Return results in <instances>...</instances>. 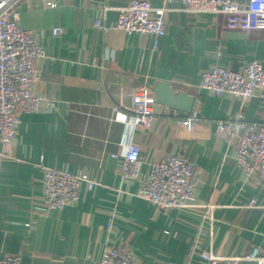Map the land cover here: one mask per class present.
<instances>
[{
    "label": "crops",
    "instance_id": "crops-1",
    "mask_svg": "<svg viewBox=\"0 0 264 264\" xmlns=\"http://www.w3.org/2000/svg\"><path fill=\"white\" fill-rule=\"evenodd\" d=\"M130 1L20 3V26L37 33L45 51L34 86L43 103L39 113L21 115L10 154L0 158V257L98 264L106 247L127 245L143 264H203L201 252H264V183L245 177L225 134L216 133V122L232 117L239 101L200 88L202 74L214 67L241 71L253 60L264 67V32L227 28L221 16H187L175 2L163 15L164 37L127 35L116 28V9ZM97 20L109 29L96 27ZM55 28L61 34L53 35ZM160 83L193 96L192 112L158 104ZM138 105L156 114L149 131L132 123ZM244 115L264 122V100L246 103ZM192 116L198 121L187 120ZM129 143L141 153L136 180L121 173ZM171 154L196 166L192 207L161 210L137 196L152 164ZM44 168L84 172L99 185L84 187L72 206L45 211ZM207 205L214 207L211 220Z\"/></svg>",
    "mask_w": 264,
    "mask_h": 264
},
{
    "label": "built area",
    "instance_id": "built-area-1",
    "mask_svg": "<svg viewBox=\"0 0 264 264\" xmlns=\"http://www.w3.org/2000/svg\"><path fill=\"white\" fill-rule=\"evenodd\" d=\"M24 0H0V158L10 154L21 123L22 114L41 111L43 99L34 92L41 78L36 61L45 55L37 33L19 24V6ZM52 7L54 0H42ZM163 6L154 8L150 0H131L117 8L116 28L127 35L140 34L162 38L167 33L164 13L178 2L181 11L190 17L203 14L221 16L226 27L246 32H264V0H162ZM95 26L106 32L109 28L101 20ZM62 30L52 29L53 35ZM157 43H155L156 45ZM200 88L215 95L230 94L239 101L232 117L216 122V133L225 134V142L234 148L236 166L248 180L264 183V122L248 121L244 105L254 98L264 100V67L251 61L241 71L214 67L202 74ZM118 107L114 108L118 111ZM176 113V112H174ZM156 114L138 105L132 113V123L149 131ZM187 120L198 121L194 116ZM207 123L206 125H208ZM140 148L129 143L121 164L124 179L136 180L141 175ZM194 163L180 155H167L152 164L146 181L141 182L137 196L158 209H186L194 206L197 185ZM99 183L84 172L44 168L43 195L40 205L45 211L62 210L74 205L85 187L92 191ZM255 204L252 201L251 206ZM204 217L212 218L214 207L204 206ZM203 264H264V252L258 246L249 253L235 257H218L201 252ZM21 256L4 254L0 264H21ZM98 264H143L127 245L106 247Z\"/></svg>",
    "mask_w": 264,
    "mask_h": 264
},
{
    "label": "water",
    "instance_id": "water-1",
    "mask_svg": "<svg viewBox=\"0 0 264 264\" xmlns=\"http://www.w3.org/2000/svg\"><path fill=\"white\" fill-rule=\"evenodd\" d=\"M156 102L175 111L190 114L195 98L185 92H174L168 83H160L156 86Z\"/></svg>",
    "mask_w": 264,
    "mask_h": 264
}]
</instances>
